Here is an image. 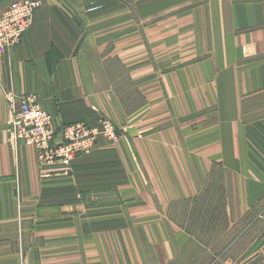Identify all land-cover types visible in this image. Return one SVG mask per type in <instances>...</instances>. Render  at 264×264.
<instances>
[{"label":"crops","instance_id":"1","mask_svg":"<svg viewBox=\"0 0 264 264\" xmlns=\"http://www.w3.org/2000/svg\"><path fill=\"white\" fill-rule=\"evenodd\" d=\"M39 1L0 50V264H176L174 215L220 185L227 216L264 223V0ZM29 94L57 143L102 120L119 139L41 166L12 135Z\"/></svg>","mask_w":264,"mask_h":264},{"label":"built area","instance_id":"2","mask_svg":"<svg viewBox=\"0 0 264 264\" xmlns=\"http://www.w3.org/2000/svg\"><path fill=\"white\" fill-rule=\"evenodd\" d=\"M42 6L39 0H20L11 4L0 14V50L17 46L32 24L34 13ZM20 107L13 110L12 135L38 149L41 166L55 163L70 164L90 151L99 136L116 140L113 125L102 120L92 128L79 123L64 128L63 142L57 143L52 129V117L41 107L36 95L19 98Z\"/></svg>","mask_w":264,"mask_h":264},{"label":"rangeland","instance_id":"3","mask_svg":"<svg viewBox=\"0 0 264 264\" xmlns=\"http://www.w3.org/2000/svg\"><path fill=\"white\" fill-rule=\"evenodd\" d=\"M223 191L220 185L212 199L205 198V192L194 213L188 214L184 205L174 215L192 237L176 264H264V246L260 245L264 223L256 225L254 219L259 220V214L246 218L227 216L224 203L232 204L233 200L223 198ZM207 201L210 204L205 210Z\"/></svg>","mask_w":264,"mask_h":264}]
</instances>
